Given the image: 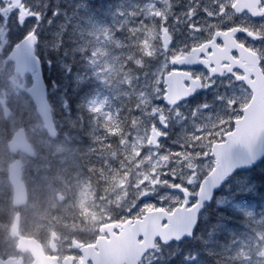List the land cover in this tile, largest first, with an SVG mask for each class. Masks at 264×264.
<instances>
[{
    "label": "snow or ice",
    "instance_id": "1",
    "mask_svg": "<svg viewBox=\"0 0 264 264\" xmlns=\"http://www.w3.org/2000/svg\"><path fill=\"white\" fill-rule=\"evenodd\" d=\"M75 15L62 12L59 3L51 0H0V65L4 72H24L31 86L41 83L39 65L47 98L68 117H72L73 107L64 89L70 86L65 73L71 69L63 56L78 52L95 78L103 75L111 79L107 70L96 71L104 66L93 63L95 45L84 47L80 41L74 49L67 48L65 36L69 40L75 32L85 36L78 24H72ZM117 15L121 19L108 30L112 40L119 32L126 33L120 40L121 48L130 46L126 41L141 42L136 45L141 48L140 56L116 58L125 69L120 80L132 74L131 80L121 86L141 93L143 103L137 101L131 111L134 118L139 115L144 122L145 140L153 130L158 133L156 143L145 147L137 159H171L152 174L151 180H143L136 188L138 195L116 222L141 216L149 207L171 211L185 200L189 208L199 205L190 231L171 238L156 236L142 248L135 264H207L199 251L206 249L209 255H215L208 246L215 243V232L224 227L218 213L209 215V209L219 206L218 200L227 195L221 185L236 167L215 182L207 198L202 199L199 190L215 168L213 142L218 136L225 139V133L236 128V120L244 115L243 105L253 95L246 70L239 62L241 53H255L258 67L264 71V0H138L130 8L118 9ZM45 26L53 30L51 38L43 35ZM149 29H153L155 39L150 41L152 55H145L142 41L148 39ZM95 39L94 35L90 37ZM222 53L228 58H221ZM71 79L77 87L84 80L78 74ZM101 82L107 84L108 80ZM173 87H179L181 94L177 95ZM232 144L229 139L225 151L234 150ZM185 151L200 153L197 167L185 168L187 161L177 165L181 157L175 153ZM193 175L196 179L190 180ZM157 179L159 183L153 184ZM227 202L228 198L223 204ZM243 215L254 229L251 237L244 242L233 240L225 247L228 255L224 258L230 264H264V217L254 219L252 211ZM209 229L205 237L203 233ZM189 244L193 247H186ZM237 244L239 247H235Z\"/></svg>",
    "mask_w": 264,
    "mask_h": 264
},
{
    "label": "rangeland",
    "instance_id": "2",
    "mask_svg": "<svg viewBox=\"0 0 264 264\" xmlns=\"http://www.w3.org/2000/svg\"><path fill=\"white\" fill-rule=\"evenodd\" d=\"M54 1H56V3H59V0ZM93 1L95 0L81 1L82 9H86L85 11L88 12V18L86 21L80 20L79 24L82 30H84L85 32L89 30V33L96 37V46L101 48V51L97 52L95 46V51H93L92 54V56L96 58L93 63L102 64L104 66L103 69L97 68L99 70L96 71L103 72L107 70L111 79H108V77H105L103 75H101L99 79L95 78V82H93V89L95 92L94 97L90 100H86V107L88 109L87 118L92 120L88 124L84 123L83 132L80 130H69L67 132H62L63 140L61 142L60 140H46L45 148H41L42 151L37 153V158L34 159V162L27 163L28 166L32 165L34 168L42 169L47 173V175L42 177L43 181H38L37 183H35V191L40 190L41 185H44L48 189L49 193L51 191L56 192L57 190H61L55 187L56 183L62 188V190H64V193L68 196V198H72L70 204L78 208L83 207L85 200L88 197L91 196L93 198H96L97 188L94 185L88 186L86 182L88 180H92L93 177L99 176L100 171L102 174V179L105 181L104 187L107 189H105V191H108L117 196V200L118 202H120L119 208L122 212V210L128 207L129 203L133 202V198L138 195L136 192V188L143 183V180H151L152 174L158 173L160 167L166 166L171 157L161 156L159 160L155 161L153 160L152 156L145 157L144 159H137L140 156L141 151L148 146V138L147 140H145V135H147V133L143 131L144 122L139 117L135 122L137 125L135 127L136 141L132 144L128 143L126 139L123 138L122 142L121 140L114 139V143H111L113 145L108 146V138L105 134H102V129H100L98 133H96L95 131L96 127L99 126L100 122H98V119L100 118H104L106 126H103V128L105 129H107L109 125L113 124L112 114H105L104 107L106 106V93H108L109 96L108 91L112 86L113 89L115 88L114 91L122 89V83H128L132 78V74L128 73L127 78L122 82L120 80V77L124 73L125 69L121 67V64L116 59L120 58L118 50L111 49V54L107 56V58L105 55V53L108 51L107 48L110 39L108 30L112 27H115L116 23L119 22L120 18H118L119 16L117 15V10L120 9L119 7L123 6V4L120 2V0H97L94 3L97 9L96 12H93V10L89 8V2ZM108 9H113V11L111 12ZM100 11L101 14L97 18L96 14ZM107 14L110 17V21L103 20V18L106 17ZM152 39H155V36L153 35V29H150L148 33V39L142 41L143 47L147 48L149 53L152 52L150 50V41ZM115 42L120 44V41L118 42V37L116 40H114L113 43ZM130 55L136 56V53H131ZM101 56L103 59L102 62L99 63L98 61L100 60ZM81 61L84 62V60ZM83 78L84 80H86V75H83ZM88 79L90 80V77ZM103 80H108V83H102L101 81ZM113 89H111L110 91H112ZM6 92L10 94V98L14 101V103L21 102L23 99L25 100L23 93H21L20 95L19 93L14 92L13 89H7ZM2 95L3 92L0 91V97ZM25 102H28V100H26ZM29 109L32 110V108ZM79 117L85 118L83 115L81 116V113L79 114ZM69 120L70 119L67 116H62L60 122L67 128L69 127V129H75L73 121ZM40 128L41 130H43L42 126ZM112 129L113 135L116 134L117 130L115 128ZM103 136L105 137L104 142H102L101 139L103 138ZM204 140L205 142H207L206 136L204 137ZM100 141L102 144L100 143ZM95 142H97V145H94ZM70 146H73V148H75L74 152ZM101 146L104 151L102 156H105L108 161L112 159L107 163V166H105V161H92L95 156H101ZM127 146H130L129 152L127 151L128 158L124 156L123 152V148H127ZM39 147H41V145ZM67 150H69L68 153ZM175 155H179L181 157L180 160L176 161L178 166L187 161V163L184 164L185 168H195L197 167L196 159L200 155V153H196L194 155L192 152L185 151L175 153ZM85 159H89L90 162L88 164H86L85 162H81ZM148 164H151L150 168L147 167ZM74 169L76 173H73ZM87 169H89L87 176L81 179L86 186V191H83L82 189L73 191V187L75 186L74 181L76 180L72 181V179H74L75 176L76 178H78V176L84 174ZM131 169H135L136 171L135 187L129 192V194L125 195L126 191H128L126 185L130 181L128 177L131 176ZM262 169L264 170V168ZM177 171H179V167L177 168ZM262 173H264V171H262ZM195 179V175L190 178V180ZM241 180H243V183H240ZM152 183H159V179L152 181ZM256 189L257 184L255 182L253 174L245 173L236 177L232 185H230L228 189L227 187L224 189L227 195L222 196L219 199V206L225 209L224 211H221V213H229V211H240L242 213L246 211H252L255 214L254 219L264 217V210L259 211L256 207L248 205L242 199L246 194H249ZM237 193H240V195L242 196L240 197L236 195ZM52 198L53 197L50 195L49 199L51 202L53 201ZM227 198L228 202L226 204H223V201ZM217 209L218 208H215V210ZM253 230L254 229L252 228V226L248 225L246 222L243 224V227L240 226V241L244 242L249 237H251V233Z\"/></svg>",
    "mask_w": 264,
    "mask_h": 264
},
{
    "label": "water",
    "instance_id": "3",
    "mask_svg": "<svg viewBox=\"0 0 264 264\" xmlns=\"http://www.w3.org/2000/svg\"><path fill=\"white\" fill-rule=\"evenodd\" d=\"M42 91H38V86L34 90V97L38 103V109L43 115L49 128H53L51 118L46 113V109L43 108L44 98L46 96L43 86H40ZM178 89V87H176ZM227 141L222 145L214 147V154H216L218 163L216 169L209 176L205 183L202 199L207 198L211 194V187L215 186V182L218 179L226 175L232 168L235 171L239 168L252 167L258 161L264 157V110L259 106L257 100H254L251 106L246 109V115L244 119L238 121L237 129L226 136ZM232 139V148L234 150L225 151L228 145V140ZM156 140V137L154 138ZM25 141L20 134L15 136L14 143H11L12 150L21 148L26 150L23 146ZM17 146L16 148H13ZM256 157L255 159H252ZM11 167V179L15 186V204H24L27 202V191L24 184L21 182V171L19 164ZM234 171V172H235ZM232 173V175L234 174ZM196 210V209H195ZM189 212L187 215L175 218L172 222V226L167 229L169 234L168 238L172 236L181 235L184 233L187 225L195 221L194 211ZM179 229V230H177ZM168 232L163 236H167ZM131 242L126 239H122L110 245L106 251H104L100 257L98 264H133L138 259L142 250L135 252L137 248L130 247ZM49 264V263H46Z\"/></svg>",
    "mask_w": 264,
    "mask_h": 264
},
{
    "label": "trees",
    "instance_id": "4",
    "mask_svg": "<svg viewBox=\"0 0 264 264\" xmlns=\"http://www.w3.org/2000/svg\"><path fill=\"white\" fill-rule=\"evenodd\" d=\"M258 183H259L258 193L253 195L252 197L253 200L250 201L252 204H254V201L264 202V186H261L262 184H264V178L261 177ZM199 255L200 257L206 260L207 264H213L212 259H214V256L213 255L210 256L209 253H207L206 249H202Z\"/></svg>",
    "mask_w": 264,
    "mask_h": 264
}]
</instances>
